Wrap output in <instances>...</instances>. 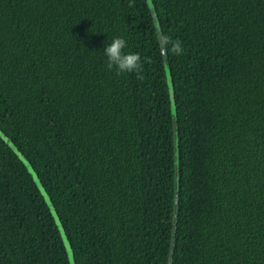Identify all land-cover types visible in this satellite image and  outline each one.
I'll use <instances>...</instances> for the list:
<instances>
[{"label":"trees","instance_id":"16d2710c","mask_svg":"<svg viewBox=\"0 0 264 264\" xmlns=\"http://www.w3.org/2000/svg\"><path fill=\"white\" fill-rule=\"evenodd\" d=\"M151 5L0 0V264H264V0Z\"/></svg>","mask_w":264,"mask_h":264},{"label":"clouds","instance_id":"9594fccd","mask_svg":"<svg viewBox=\"0 0 264 264\" xmlns=\"http://www.w3.org/2000/svg\"><path fill=\"white\" fill-rule=\"evenodd\" d=\"M166 43H171V53L180 56L184 53L183 43L176 39L172 41L166 40ZM127 41L123 37H114L104 49V55L107 58V68H115L117 74L132 73L135 74L137 80H144V64L151 63L149 57H141L139 53H125Z\"/></svg>","mask_w":264,"mask_h":264},{"label":"water","instance_id":"95a60500","mask_svg":"<svg viewBox=\"0 0 264 264\" xmlns=\"http://www.w3.org/2000/svg\"><path fill=\"white\" fill-rule=\"evenodd\" d=\"M150 6V11L153 15V21L155 24L156 32H157V37L159 40V45L161 48L162 56L165 58V49H164V44H163V39L161 36L160 28L158 25V20L154 11L153 6L151 5V0H147ZM165 68V75H166V82L168 86V93H169V100H170V110H171V115H172V128H173V144H174V196H173V201H174V210H173V226L176 221V205H177V190H178V137H177V121H176V108H175V100L173 97V88H172V82H171V75H170V70L168 65L165 63L164 65ZM174 240V228H172V235L170 239V252H169V259L167 264H170V256H171V249H172V243Z\"/></svg>","mask_w":264,"mask_h":264},{"label":"rangeland","instance_id":"374dc122","mask_svg":"<svg viewBox=\"0 0 264 264\" xmlns=\"http://www.w3.org/2000/svg\"><path fill=\"white\" fill-rule=\"evenodd\" d=\"M0 135H1V136L4 138V140H5L6 142H8V143L13 147V149L18 153L19 157H20V158L22 159V161L25 163V165L27 166V168H28L29 171L31 172L33 178L36 180V182H37V184H38V187H39V189H40V191H41V194H42V196H43L45 202H46V203L49 205V207L52 209V207H51V205H50V202H49V198H48L47 193L44 191L43 187L40 185L39 181H38L37 178L35 177V174H34L33 170L31 169V167H30L28 161L26 160V158H25V157H24V156H23V155H22V154L16 149V147L12 144V142L10 141V139H9L7 136H5L4 134H2L1 131H0ZM52 211H53V209H52ZM57 221H58V220H57ZM59 230H60L61 236L63 237V243H64V245H65V248H66V250H67V252H68V255H69V257H70V248H69V246H68L67 240H66V238H65V235H64V233H63V231H62L60 225H59Z\"/></svg>","mask_w":264,"mask_h":264}]
</instances>
